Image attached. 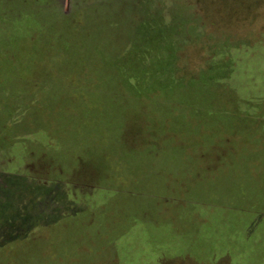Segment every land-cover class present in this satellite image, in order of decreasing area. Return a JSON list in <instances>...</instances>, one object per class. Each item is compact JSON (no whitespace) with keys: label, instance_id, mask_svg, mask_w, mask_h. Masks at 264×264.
Returning <instances> with one entry per match:
<instances>
[{"label":"rangeland","instance_id":"1","mask_svg":"<svg viewBox=\"0 0 264 264\" xmlns=\"http://www.w3.org/2000/svg\"><path fill=\"white\" fill-rule=\"evenodd\" d=\"M41 1L93 45L75 81L23 44L59 108L0 124V264H264V0ZM34 2L0 0V52Z\"/></svg>","mask_w":264,"mask_h":264},{"label":"trees","instance_id":"2","mask_svg":"<svg viewBox=\"0 0 264 264\" xmlns=\"http://www.w3.org/2000/svg\"><path fill=\"white\" fill-rule=\"evenodd\" d=\"M34 1V6L32 7L33 9H25L21 7L17 10L16 13L10 16L9 20H11L13 15H15V17H21L19 21L24 19L23 21L25 23L21 26H15V28L11 32H8L9 43L7 44V50L0 52L10 53V55L13 54L15 55V57H18V59L16 58L17 61H14L12 59L11 61L5 63L4 68H0V75L2 76V78H0L1 127H7L8 125L7 120H10V108H13L12 103L14 105H17L19 102L23 101L25 98L28 97L34 104L31 108H39L38 102L41 99H46L48 101L47 105H44V108H46L47 110H49V107L51 106L52 111H56L59 108L58 88L61 85L60 80L57 81L56 86L48 85L45 88H41L39 85L36 84H34V86L30 85L27 81L26 76L23 74V72H26V70H24V65L22 64V61L26 58V55H31L32 53L39 54L38 49L41 48L37 44V42H33L36 41L37 38H35L36 40L31 41V44L23 45L27 41L28 37L31 36V34L37 35L39 34V31L41 33L42 30H45L49 46L51 47L50 49L52 50H56L57 47L56 42L54 47V39L56 41V39L58 40V37L61 36L62 42L65 44L64 46H62V49L64 51L63 54L68 55L65 57V60H61L63 61L61 70H63L64 72L70 71L74 76L75 81L86 80L82 78V72L86 70L85 68H87V65L78 62L76 63L74 60L80 58H87V54L91 53V47L93 45V36L90 33L89 26L86 25L85 22L80 21V19H82V16H77L75 23H73L72 21H67L65 19V16H62V12L60 10H54L49 5L48 7L50 8L47 7L43 10L44 14L37 15V17H35V15H31L32 12L30 11H35V13H39L38 11H42L39 10L42 1ZM47 2H49V0H47ZM73 18L74 16L72 15V19ZM72 19L70 18V20ZM66 31L69 32L67 36L65 35ZM69 36L72 37L71 41H69ZM15 48H17V51L14 50ZM20 65L23 68H21ZM49 90L55 91L57 95L53 96V94H51V91ZM99 99L102 100L101 102H103L102 98ZM117 100H119V96L116 94H112L110 97H108V104L113 103ZM257 108L260 111H264V104H259ZM252 118V123L258 122L257 117L252 116ZM57 123H59V119L57 120ZM113 125H115V123H113ZM258 126L260 128L262 127V129L264 127L261 125L260 122L258 123ZM13 127V132L17 131L18 126H16L15 123H13ZM258 128H255L256 133H258ZM256 133H254V135Z\"/></svg>","mask_w":264,"mask_h":264}]
</instances>
